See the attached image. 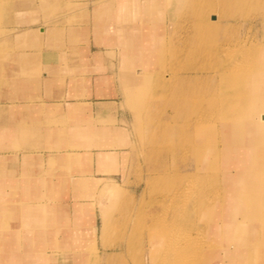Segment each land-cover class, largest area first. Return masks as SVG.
<instances>
[{
  "label": "rangeland",
  "instance_id": "rangeland-1",
  "mask_svg": "<svg viewBox=\"0 0 264 264\" xmlns=\"http://www.w3.org/2000/svg\"><path fill=\"white\" fill-rule=\"evenodd\" d=\"M6 1L0 0V9L6 7ZM29 1L30 3L28 4H22L26 0H9L8 2H11L14 7L4 10L3 14L0 11V58H74V60L77 58H95L96 60L106 58L110 61V67L106 69L111 72V78L118 89L120 107L125 114L122 122L126 129L127 139L125 145H112V147H125L126 149V152L120 154L119 157L116 156L115 159L111 157L112 162L114 160L111 165V182L117 187L115 193L96 189L94 191H86L84 192L85 196L77 198L75 184L74 190L66 191V194L65 192L61 194L60 191H57L58 193L54 191L52 194V191H50V194L44 200H38V202L54 205L58 201L63 200L66 202L72 199L74 202H79V209L86 210V212L74 214V228L64 232V235L74 234L81 236L80 239H74L73 250L78 249L84 255L90 256V243L95 239L100 264H107L108 258L113 259L110 264H118L122 251L111 247L105 250L101 246V236L106 232L108 238L110 234H112L113 239L117 237V239L113 240L111 238L112 240L109 241L123 246L125 249L123 251L124 255L127 254L126 245L128 246V243L131 244L133 251H131L132 255L127 254L126 256L127 264H140L141 261L142 264H156L157 259H163L165 255L164 249H155L153 251L155 253L153 256L151 255L153 252L151 253L150 247H154L155 242L149 237V232L146 231L145 225L152 222L153 219L161 218V216L171 219L174 212L183 215L188 212L190 207H196L195 198L202 190V186L198 185L197 189L194 185L187 184L185 190L181 191L182 194L180 196L183 198L168 201L170 204L163 206L167 202L158 204L156 200L157 194L153 191L154 187L150 179L158 174L161 175L163 172L165 174L162 175L165 177L178 175L182 177L185 183L188 182L190 176L188 173L194 172L196 159L193 158L192 152L187 154V156H182L184 148L186 147L187 149V144L182 147V137L179 136V131L177 130L179 127L174 125L181 123L182 118L186 121L199 116L196 110L197 105H190L188 101L194 96L202 97L207 89L208 91L214 89L216 81L211 77L214 75L218 58H240V54L245 50L243 49L245 45L243 42L247 37L251 46L257 41L259 42V39L263 37L264 0H238V6H233L228 11L234 12L235 17L233 19L227 18L225 15L228 12L224 10L222 12L221 8H219L220 10H215L216 12H213V10L207 23L210 31L217 32L216 30H219L226 34L227 29L233 27L236 44L226 45L221 47V49H218L217 46H212L215 47L213 51H220L217 55L212 57L202 55V58H194L191 61L186 58H177L174 55V52L182 50V47H179L178 44L182 34L185 33L188 27L186 19L190 24L188 17L183 18L186 0H165L164 6H159L162 12L157 15V18L152 17L151 14L143 13L144 10L142 8L140 17L153 20L149 24L151 51L149 52L148 48L144 54L145 47L141 48L144 42L148 40L143 38L142 40H137V42H142V44L137 46L141 48L137 52L142 53L139 58H143V64H140L139 61L134 62L131 58H126V50L122 46L121 41L124 27V23L122 24L121 22L122 14L118 15L115 10L118 8V1L120 0H60L62 3L57 0V6L62 5L61 7H55L50 0L48 3L46 0ZM137 1L146 2V0ZM206 1L202 0V2ZM217 7H220V2L217 3ZM29 9L30 13H19ZM118 17L120 18L119 24L117 23ZM133 24H136L135 20ZM140 24L143 25L141 21ZM77 26L78 29H76ZM25 31H31L34 34L31 32L27 34ZM2 59H0V65L4 68L9 66L12 69L14 65H18L8 63ZM185 64H194L196 72L183 70L182 68ZM19 65L27 64L19 63ZM74 65L78 64L63 61L53 62L46 64L43 71L50 72L54 67V71H65L70 74L72 72H67L66 70L68 69L66 67H69L70 70ZM61 66H64V68ZM126 66L129 68L131 66L134 68L141 67L144 70V76H146L143 79L148 81L145 96L135 98L139 104L141 103V108L135 110V112L127 104L124 92V79L133 87V82H139L140 78L134 74V70L126 73ZM37 70L39 71L35 75L42 76L40 72L42 69ZM48 74L52 75V73ZM189 76L193 78L190 82L196 88L195 90L188 87ZM182 81L186 83L182 84ZM200 87L202 89H199ZM3 89L5 92L6 87L0 85V93ZM198 93L199 95H197ZM190 94L195 95L190 96ZM183 100H187V102H183ZM191 136L192 147L202 145V141L197 140V144L195 143L198 137H193V133ZM215 142L216 138L212 139V145ZM101 143L95 142L94 147L104 145ZM77 145L80 146L79 149L85 146L81 142L73 144L75 147ZM105 147H108V145L106 144ZM66 149L69 148L65 147L59 150ZM151 149L153 152H150ZM149 153H152L151 158H147ZM202 166L204 164L200 167ZM101 185L100 183L96 186L100 187ZM186 188L191 189L192 194ZM11 193L12 191L9 190L0 191V195ZM154 200L156 201L155 211L159 209L158 215L150 211L154 207V205H151L152 203L154 204ZM141 206H144L145 209L141 210ZM51 209L57 211L54 206ZM78 219H83L80 222L81 226L76 225ZM127 224L129 228L126 229ZM193 225H186L181 230V235L197 237L201 240V243L210 245V247H214L215 244L217 246L215 227H211L208 238H204L202 236V223L197 221ZM140 227L144 230L142 237L137 234V230ZM130 228L133 229V232L136 230L133 239H129L132 233ZM122 235L125 240L120 243ZM261 240L260 236L248 237V245L258 246ZM77 242L81 244L80 247L75 245ZM140 245L142 246L143 255L141 260L137 261L136 250ZM208 247H206V250L209 249ZM41 250L51 253V259L56 261L54 263L51 260L50 262H53L51 264H65L69 260L66 254L68 249L58 246L54 248L52 240H48L46 246ZM54 250H56L57 254L54 253ZM206 257L208 258L209 256L204 254L202 264H207Z\"/></svg>",
  "mask_w": 264,
  "mask_h": 264
},
{
  "label": "bare ground",
  "instance_id": "bare-ground-1",
  "mask_svg": "<svg viewBox=\"0 0 264 264\" xmlns=\"http://www.w3.org/2000/svg\"><path fill=\"white\" fill-rule=\"evenodd\" d=\"M48 1L46 0L47 3ZM50 1L55 7L62 6H57V0ZM136 1L120 0L115 10L118 15L122 14L121 22L124 23V27L121 41L126 50V58L143 64V58H139L142 53L137 50L145 47L144 54L148 48V51H151L149 24L153 20L141 18L140 13L142 12L140 11L143 8V13L157 18V15L162 12L159 6H164L165 0H146L144 3ZM58 2L62 3L60 0ZM219 2L220 7H217ZM238 4V0H207L206 2L186 0L183 18L188 17L190 24L186 19L188 27L178 44L182 50L174 52V55L177 58H186L191 61L194 58H202V55L211 57L217 55L220 51H213L215 47L212 46L221 49L226 45H235L233 27L227 29L226 34L219 30L211 32L207 23L213 10L216 12L215 10L221 8L222 12H228ZM233 14L234 12H228L225 16L233 19L235 17ZM134 20L136 24H133ZM117 23H120L119 17ZM142 38L148 41L138 48L137 46L142 42H137V40H142ZM243 43L245 50L240 54V58H218L214 75L211 77L216 81L213 90L208 91L207 89L203 98L190 94L194 97H191L193 100L190 99L188 103L197 105L196 110L199 116L186 121L182 118L181 123L174 125L179 127L177 130L179 136L182 137V147L187 144V149L184 148L182 156H187L192 152L193 158L196 159L194 172L188 173L190 174L188 182L185 183L178 175L165 177L162 175L165 174L163 172L157 175L160 177L150 179L154 187L153 191L157 194L158 204L167 202L163 206L170 204L168 201L183 198L180 196L181 191L185 190L187 184L194 185L197 189L198 185L202 186V190L195 198L198 208L190 207L183 215L174 212L171 219L161 216L145 225L149 237L155 242V246L150 247L151 253L155 249H164L163 259H157L156 264H202L204 254L209 256L206 257L207 264H254L257 259L255 253L264 248V35L253 46L249 43L248 37ZM182 69L196 72L194 64H185ZM132 70L135 71V75H138L140 81L133 82L132 87L124 79V92L128 106L135 112L141 108V103L139 104L135 98L145 96L148 81L143 79L146 76L141 67L126 66V73ZM192 79L189 76L187 84L190 89L195 90L196 88L190 82ZM192 133L193 137H198L195 143L202 141V145L191 146ZM215 138L216 142L212 145V139ZM150 152H153L152 149ZM151 156L152 153H149L147 158ZM202 164L204 166L200 167ZM157 171L159 172L158 169ZM116 188V185L110 182L104 185L102 190L115 193ZM189 191L192 194V190ZM14 198L12 196V199ZM151 205L154 207L150 211L158 215L159 209L156 211L154 209L156 201ZM144 209V206H141V210ZM40 214L41 212L38 213V219L42 223L39 228L31 224L38 220L29 215L24 228L28 233L24 239L4 240L0 238V264H51L56 262L51 259V253L37 249L48 243L50 238L48 220L54 219L49 209L42 211V218ZM81 221L83 219H78L76 225L81 226ZM197 221L202 223L204 238H208L211 227L216 228L217 246L215 244L211 248L210 245L201 243L197 237L181 235V230L186 225L194 226L193 224ZM125 228H129L128 224ZM37 230L38 232L32 233ZM130 230L132 233L129 239H133L136 230L134 232L133 229L130 228ZM143 231L140 227L137 234L142 237ZM252 236L261 237L262 240L258 246L248 245V237ZM76 238L80 239L81 236L65 234L62 239L54 237L51 239L55 247L68 249L66 254L69 260L65 264H100L96 240L93 239L90 243L91 252L90 256H87L78 249L73 250ZM111 238L112 234L109 238L106 232L102 234V248L105 250L109 247L120 249L122 254L118 264H127L126 256L127 254L132 255L131 251H133L131 244L126 245L127 254L124 255V247L119 243L109 241L113 239ZM124 238L122 235L119 242L124 241ZM77 243L75 245L80 247L81 244ZM206 247L209 249L206 250ZM154 253L151 255L153 256ZM142 255L140 245L136 250L137 261L141 260ZM51 260L53 262H50ZM110 261L113 259L108 258L107 264H110Z\"/></svg>",
  "mask_w": 264,
  "mask_h": 264
},
{
  "label": "crops",
  "instance_id": "crops-1",
  "mask_svg": "<svg viewBox=\"0 0 264 264\" xmlns=\"http://www.w3.org/2000/svg\"><path fill=\"white\" fill-rule=\"evenodd\" d=\"M8 1L0 9L1 14L14 7ZM26 2L22 4L30 3ZM19 13H30V9ZM28 32L25 31L27 34L31 31ZM2 60L18 65L12 69L0 65V85L6 87L0 93V191H12L0 195V238L24 239L29 215L38 220L31 224L39 228L42 221L38 213L41 212L42 218V211L49 209L54 217L48 220L49 240L62 239L64 232L75 226L74 214L86 210L79 209V202L72 199L54 205L38 200H44L50 191L66 194L74 190L75 184L77 198L86 191L103 189L112 179L111 157L115 159L126 152L125 147H112L125 145L127 139L118 89L107 70L110 61L106 58ZM61 61L78 65L70 70L66 67L70 74L54 71V67L50 72L43 71L46 64ZM37 69H42V76L35 75ZM80 142L85 145L82 149L73 146ZM95 142L104 145L94 147ZM64 146L69 149L59 150ZM100 183L103 187L96 186ZM35 232L38 230L32 233ZM255 255L254 264H264V248Z\"/></svg>",
  "mask_w": 264,
  "mask_h": 264
}]
</instances>
